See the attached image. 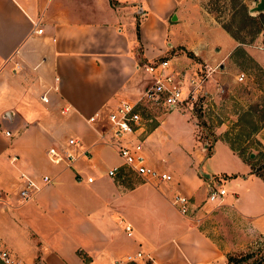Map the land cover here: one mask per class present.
I'll use <instances>...</instances> for the list:
<instances>
[{
  "label": "crops",
  "instance_id": "1",
  "mask_svg": "<svg viewBox=\"0 0 264 264\" xmlns=\"http://www.w3.org/2000/svg\"><path fill=\"white\" fill-rule=\"evenodd\" d=\"M191 2L0 0L1 247L26 264H126L115 259L138 249L148 256L136 264H232L226 252L170 202L177 192L188 197L195 212L214 206L200 199L206 183L217 176L203 170L208 176L197 174L206 159L203 147L185 172L177 174L161 156L167 140L159 130L164 122L160 119L149 128L143 150L148 163L173 179L154 185L123 164L116 143L101 142L86 120L106 104L132 99L149 77L143 64L156 57L169 54L182 78L194 72L198 62L175 54L173 46H184L206 65V84L213 66L243 45L224 29L220 40L190 39L185 24L195 13ZM37 27L40 32L34 31ZM258 41L245 50L264 70V46ZM203 91L207 97L219 95L216 89ZM42 94L47 101L41 100ZM258 129L264 150V123ZM68 136L78 140L75 151L85 149L86 156L74 157L70 165L50 162L46 149L64 144ZM240 163L236 171H221L222 180L233 187L222 200L250 233L264 237V181L251 172L252 162L241 158ZM114 165L116 172L108 175ZM19 172L39 184L32 199L17 194ZM232 173L235 176L229 177ZM42 174L49 176L48 182L41 181ZM125 223L131 226L130 235Z\"/></svg>",
  "mask_w": 264,
  "mask_h": 264
},
{
  "label": "rangeland",
  "instance_id": "2",
  "mask_svg": "<svg viewBox=\"0 0 264 264\" xmlns=\"http://www.w3.org/2000/svg\"><path fill=\"white\" fill-rule=\"evenodd\" d=\"M191 1L195 7V13L186 18L185 24L187 29L185 33L190 39L205 36L220 40L224 33L222 27L224 24L244 42L238 41L224 29L232 39L243 45L236 46L224 62L213 66L214 72L210 82L198 87L196 98L188 95L177 109L159 115V118L164 121L159 125V130L167 140V143L164 142L161 156L167 163L170 162L173 170L180 175L189 167L187 164L196 158V152L199 151V148L205 149V141L215 132L211 153L206 155V151L203 152V157L205 156L206 159L200 168L217 175L212 176V178L218 179L226 191L225 195H227L233 188L232 182L226 178V180H222L221 171H236L242 164L240 163L241 157L233 153V150L221 136L227 131V136L234 145L238 139L241 141L238 143L244 145L249 143L252 138L258 139L256 132L259 131L258 128L262 126L261 122L264 120V70L252 60L245 50L247 46L258 41V38L262 42L263 33H253V27L249 23L243 25V10L240 8L241 3H243L246 5L249 14H256L257 11H249V8L254 6L258 0ZM233 11L235 15L232 16ZM172 48L175 54L184 53L199 63H197L194 72L191 73L190 71L186 74L187 76L181 77L183 87H185L189 76L196 77L203 74L206 65H203L202 61H198L199 58L194 57L192 52L184 46L177 45ZM163 56L170 55L164 54ZM170 59L173 61L171 56ZM239 72H243L241 80H237L236 77ZM217 85L222 87V92L216 91L219 95L213 98L207 97L203 90L207 89L213 92ZM157 123V119L153 120L149 128ZM252 124H257L258 128L255 131L251 130ZM261 133L263 136L264 129ZM249 148L253 152L252 156L254 157L252 159L247 157L245 152ZM245 149L241 153L244 159L254 165H261L260 171L264 174V150L261 149V145L254 143ZM168 150L170 154H164ZM199 163H197V167ZM194 165L192 163V166ZM201 170L198 169L197 174L203 178ZM216 182L214 181V184ZM205 195L206 191L202 189L201 201L204 200ZM208 204L214 205V201L208 202ZM194 215L198 219L190 218L192 224L203 229L226 254L232 255L233 259H236L237 264L264 263V237L258 233H250L246 222L232 208L224 205L223 200L218 205H214L208 212L197 207ZM246 253L248 255H245ZM22 263L26 264L23 259ZM0 264L2 263L0 262ZM126 264L136 263L127 262Z\"/></svg>",
  "mask_w": 264,
  "mask_h": 264
},
{
  "label": "built area",
  "instance_id": "3",
  "mask_svg": "<svg viewBox=\"0 0 264 264\" xmlns=\"http://www.w3.org/2000/svg\"><path fill=\"white\" fill-rule=\"evenodd\" d=\"M33 24L35 26L37 22ZM34 31L40 32L41 28L37 27ZM13 64V68L18 66L16 61H13ZM142 68L149 77L143 88L132 99L123 98L113 105L106 104L102 109L89 115L86 120L93 125L101 142L110 145L113 142L116 143V151L123 164L139 175L144 182L157 185L162 181H171L173 177L171 173L157 168L147 161L143 150V141L149 132L150 123L156 119L159 122L160 114L177 108L188 95L196 98L197 89L202 85L208 73L207 68H205L203 74L196 77L190 76L187 85L183 87L182 78L174 71L170 56L156 57L144 63ZM236 77L237 80H241L243 72H239ZM216 91L222 92V87L217 85ZM40 98L43 101L48 99L44 94ZM5 133L8 134V131L5 130ZM78 146V140L68 136L64 144L49 146L46 149V156L52 163L63 161L66 165H70V161L74 157L80 154L86 156L87 154L85 149L76 152L75 149ZM12 158L15 159V156ZM116 170L117 165H114L107 170V174L113 175ZM40 179L42 182H48L49 176L42 174ZM18 180L20 186L17 194L20 199H32L39 188L37 181L23 172H19ZM86 180L90 181L91 177L87 176ZM214 181H217L216 184ZM205 191L203 203L208 204V202L214 201L215 206L222 200L225 193L224 187L220 185L217 179L208 181ZM170 202L188 219H198L194 215L196 207L189 204L187 196L176 192L171 196ZM123 229L127 235L131 234L129 223H125ZM145 256L148 255L138 249L116 258L115 262H136ZM0 262L2 264H23L19 255L7 247L1 246Z\"/></svg>",
  "mask_w": 264,
  "mask_h": 264
},
{
  "label": "trees",
  "instance_id": "4",
  "mask_svg": "<svg viewBox=\"0 0 264 264\" xmlns=\"http://www.w3.org/2000/svg\"><path fill=\"white\" fill-rule=\"evenodd\" d=\"M240 8L243 10L242 11V16H243L242 21L244 22L243 25L249 23L253 27L252 32L255 34L262 32L263 33L262 45L264 46V11H257L256 14L252 15V14H249L247 12L246 5H244L243 3H241ZM233 15H235L234 11L232 12V16ZM222 27L230 35H232L234 38L238 39V41L244 42L242 39H239L238 36H235V34L231 31V29L228 26L222 24ZM261 123L263 124L264 120ZM257 128H258L257 124H252L251 130L255 131ZM227 133H228L227 131L224 132L222 134L221 138L224 139L227 142V144L229 145V147L233 151H235L237 153V155L240 156L242 159H244V157L242 156L241 153L244 150H246L245 149L246 147H250V146L254 145V143L260 145V142L256 138L250 139L249 143H246L244 145H241L240 143H238V142H241L238 139L236 145H234L233 142L227 136L228 135ZM208 135H210V134L208 133ZM214 139H215L214 134H211L210 138L205 141L206 142V145H205L206 155H209L211 153V147H212ZM245 152H246L247 157H249L250 159H252L254 157V156H252V157L249 156V153L251 152V148L247 149V151H245ZM248 162H250V161H248ZM250 168H251V172H254L256 175H258L264 181V174H263V172L260 171L261 165H259V164L254 165L253 163H250ZM228 176L233 177V176H235V173H232ZM245 255H248V254L246 253ZM226 260L228 263L237 264L236 259H233L232 255H230V254H226ZM263 262H264V260H263ZM145 264H152V263L150 261H147ZM257 264H264V263L257 262Z\"/></svg>",
  "mask_w": 264,
  "mask_h": 264
},
{
  "label": "water",
  "instance_id": "5",
  "mask_svg": "<svg viewBox=\"0 0 264 264\" xmlns=\"http://www.w3.org/2000/svg\"><path fill=\"white\" fill-rule=\"evenodd\" d=\"M263 10H264V0H258L254 6L249 8V11H263ZM172 18L173 19L175 18L174 14L172 15ZM252 155H253V152H250L249 156L252 157ZM201 173L204 176H208V173H204L202 171Z\"/></svg>",
  "mask_w": 264,
  "mask_h": 264
}]
</instances>
